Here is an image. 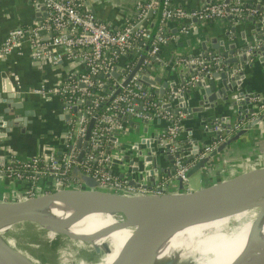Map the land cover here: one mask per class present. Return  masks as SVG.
<instances>
[{
	"label": "built area",
	"instance_id": "1",
	"mask_svg": "<svg viewBox=\"0 0 264 264\" xmlns=\"http://www.w3.org/2000/svg\"><path fill=\"white\" fill-rule=\"evenodd\" d=\"M31 1L43 4L45 17L40 22L34 21L8 29L0 42V57L10 52L21 54L22 43L25 41L29 46L30 58L38 60L45 57L54 63L62 59H77L82 63L83 70L67 76L60 86L45 88L41 85L33 89V92L40 95L48 93L60 97L66 127L59 152L52 150L27 158L12 156L0 163L1 175L28 182L24 190L15 194L16 199L61 187L81 188L83 184L71 176L73 165L94 178L103 189L116 194H158L164 187L162 182L170 177L178 178L180 187L189 190L186 171L194 159L186 160L189 152L181 149L184 142L180 136V126L185 116L183 107L186 104V90L194 87L197 81L210 78L212 72L220 71L226 72L227 83L232 80L236 87L243 79L242 64H247L251 58L243 62L227 63L225 57L213 52L176 55L172 62L181 68L182 79L169 82L160 93L154 91V88L160 87L154 86L156 82L150 85L139 81L140 73L146 71L150 61L164 66L158 52L163 44L172 39V34L164 27L168 19L178 22V33H185L189 22L193 20L204 22L225 19L234 24L248 16L254 19L260 17L256 21L259 32L253 34L256 35L254 42L231 54L238 56L242 52L250 54L253 49L264 47V13H260L254 4L241 0H204L191 8L177 5L172 0H139L135 5L134 18L124 21L118 28H111L87 9L84 0ZM155 9L159 10V18L151 33L145 20L148 11ZM129 50L132 51V57L128 60L127 56L131 54ZM141 53H144V58L138 71L122 84ZM152 68V65L148 67L149 76L153 74H150ZM113 71L117 72V76L111 74ZM117 88L118 91L111 96ZM237 97L235 95L232 98L234 101L245 99L241 101L243 103L236 104L239 112L229 128H226L227 120L217 116L203 122V128L211 132V135L209 141L200 147L197 157L203 156L223 142L230 132L250 120L260 115L262 120L258 124L264 120V97L261 94L245 92ZM105 101L94 118L87 139H84L89 118ZM166 102L170 105H165ZM149 118L161 122L153 135L158 148L171 156V173L146 188L130 184L127 178L109 171V167L118 146L116 135L123 129L124 122L127 119L139 121ZM227 129L228 133L225 132ZM78 138H81V143L76 146ZM41 176L48 177L49 182L39 188L35 180Z\"/></svg>",
	"mask_w": 264,
	"mask_h": 264
},
{
	"label": "crops",
	"instance_id": "2",
	"mask_svg": "<svg viewBox=\"0 0 264 264\" xmlns=\"http://www.w3.org/2000/svg\"><path fill=\"white\" fill-rule=\"evenodd\" d=\"M137 1L139 0H84V5L88 10H91L98 20L106 22L111 28H118L124 21L134 18ZM201 1L204 0H172L173 3L185 8L196 7ZM241 1L254 4L260 10V13H264V0ZM157 10L155 9L150 14H146L145 23L150 30L155 23ZM38 12L39 14L42 13L41 19L45 17L46 12L44 10ZM35 13V5L31 0H0V42L8 29L36 21ZM225 23L226 21L223 19L206 20L204 22L193 20L189 22V27L185 33H178L176 30L178 22L174 19L166 20L164 27L169 34H172V39L163 44L159 50V56L161 61L164 62V66L159 63L153 64L154 68L151 69L150 74L153 73L152 76L159 75L161 80L177 82L180 70L177 64L174 65L172 62L174 57L201 51L203 49L201 42H205L207 50H210L209 42L204 41V37L223 40L226 46L230 42L226 38ZM253 26L251 21L244 23L240 21L235 26L232 37L229 39L232 41L231 43L239 45L243 40V35L244 37L252 35V32H254ZM226 47V50L230 49L229 45ZM28 52L29 46L24 41L21 54L10 52L0 57V163L7 161L12 156L27 158L52 150L59 152L63 146L62 135L66 127L61 99L53 94H37L33 92V89L41 85L45 88L60 86L67 76L72 73L77 74L83 70L82 63L77 59H62L54 63L45 57L38 60L32 59ZM131 57L132 53L127 56V59L129 60ZM249 67L247 64L244 66L242 88L244 92H257L264 97V72L256 66L255 70H247ZM167 69H171L172 73H169ZM244 77H247V85H244ZM7 82L10 83L11 89L16 87L21 92L18 99L21 105L17 107L8 106L7 112H4L3 95L5 92L3 86ZM158 85L161 86V82H156L154 86ZM200 92L199 89H191L187 92V104L190 105V111L182 120L183 130L180 132V136L189 137L188 133H190L193 138H187L184 142L186 150L192 144L194 138L205 142L210 139V135L198 127L199 118L205 110H201V112L198 110L192 111V109L198 108L196 106ZM212 108L206 110L209 113L215 112L216 114L220 113L223 116H228L231 103L224 101ZM26 111L31 114H25ZM8 117L11 119L12 124L6 131L3 121ZM23 118L26 119L25 123L22 120ZM160 124L159 120L153 118L139 121L127 119L121 132L116 135L118 146L121 149L117 152V161L121 160L127 166L131 164L134 167L139 165L140 162H145L142 157L137 158V153L133 154L131 147L135 142L136 149L140 146V149L144 151L146 147L140 140L150 138L151 135L157 132ZM215 156L210 158L202 170L198 171L197 174L195 173L197 180L189 185L190 189L229 176L247 167L264 165V120L255 127H251L247 133L242 134L236 140L223 146ZM161 160L164 165L167 164L166 160ZM113 170L116 172L120 168L115 165ZM128 173H131L130 177L134 176V179L138 182L145 181L150 184V181L145 180L142 171L129 170ZM138 173L139 175H136ZM161 178L157 179L156 182L161 181ZM35 181L36 187L40 186L39 188H42L47 185L44 183H48L49 178L41 176ZM163 183V188L167 191H173L178 187L177 180L171 177ZM27 185L28 182L25 179L6 178L0 174V200L16 199L15 194L24 190Z\"/></svg>",
	"mask_w": 264,
	"mask_h": 264
},
{
	"label": "water",
	"instance_id": "3",
	"mask_svg": "<svg viewBox=\"0 0 264 264\" xmlns=\"http://www.w3.org/2000/svg\"><path fill=\"white\" fill-rule=\"evenodd\" d=\"M35 5V20L37 22L41 21V15L39 14V10H44L45 8L43 4L37 3ZM259 5V4H258ZM91 11V10H89ZM46 12V11H45ZM151 12L148 11V14ZM159 18V10H157L156 20L151 29V33L154 32V29L157 25ZM251 16H248L242 20L235 22L234 24L228 23L226 21L225 34L228 42H232L229 39L232 37V32L234 31L235 26L243 21H251L254 25V32L252 35L245 36L243 35V40L239 45H235L234 43H228L229 50H226V46L224 45L223 40H216L214 37H204V41L209 42V49L207 50L205 46V42H201V47L203 48L201 51H198L200 54H206L207 52L217 53L224 58V61L227 63H233L236 61L243 62L245 59H250L247 63L248 66H252L256 64L257 67H260L264 72V47L261 46L257 49H253L250 54L240 53L238 56H231L230 54L233 52H237L241 47L245 48L247 45L252 44L254 41L253 34L255 32H259L257 28V20ZM174 32V31H172ZM259 34V33H258ZM260 35V34H259ZM149 41V40H148ZM148 41L146 45L148 44ZM132 53L131 50L128 51ZM159 53V52H158ZM144 58V53H141L137 59L135 60L134 65L131 70L128 72L126 77L121 82L124 84L132 74L138 71L139 66ZM154 62L150 61L149 66H153ZM246 64H242V72L244 71V66ZM146 66V71L140 73L139 81L153 85L155 82H161V86L158 88H154L156 92H163V89L169 84L166 80H161L159 75L149 76L148 67ZM178 67V66H177ZM169 69V68H168ZM169 73H172V70H168ZM179 79L181 80V68ZM113 76H117V72H111ZM227 74L224 71L220 72H212L211 77L205 81H197L194 87L188 88L186 90V104L183 107L185 116L190 111V105L187 104V92L191 89H199L200 97L198 98L197 109H192V111H204L203 114L199 118L198 127L200 130L205 131L207 134L211 135V132L207 131L203 128L202 124L205 121H209L213 116H217L219 118H224L227 120L228 124L226 128H229V124L236 120V116L238 111V105L242 100L234 101L233 96H238L237 99L245 93L242 86V81L238 83L235 87L234 82L231 80L227 83ZM243 80V79H242ZM235 87V88H234ZM3 91L5 92L3 95V101L5 103V107L3 109L4 112H7L8 106H20L21 102H19V98L21 96V92L15 87L11 89L10 83L7 82L3 86ZM118 91V88L111 94L113 96ZM110 96V97H111ZM109 97V98H110ZM109 100V99H108ZM107 100V101H108ZM99 106V108L94 112L92 117L89 118L88 125L83 136L84 139H87L89 134V130L94 121V118L98 111H100L105 103ZM229 101L231 103V109L228 116H223L220 113H209L208 108L213 109L212 107L221 102ZM87 103V100H85ZM243 103V102H241ZM165 105H170L169 103H165ZM235 105V107H234ZM243 113V110H241ZM25 114H31L30 112H25ZM190 115V114H189ZM184 116V117H185ZM226 117V118H225ZM243 117V115H242ZM23 122H26V119H22ZM183 120V119H182ZM262 120L261 115L249 122L245 123V125L241 126L239 129L230 132L226 139L215 146L213 149L205 153L201 157H197V153L200 150V147L207 143L205 141L197 140V138L193 140L192 144L187 147L188 155L186 156V160L194 159L193 164L186 171V176L188 177L193 172H198L202 170L205 165L209 162L210 158L217 155L223 146H226L230 141L236 140L242 134L247 133V131L251 127H255L258 125L259 121ZM11 119L6 118L3 121V126H5V130L7 131L9 126H11ZM183 130V124L181 123L180 132ZM226 133L229 130H225ZM217 133V132H214ZM186 134V133H185ZM187 138H193L190 133H188ZM187 138L181 136L182 142H186ZM146 149L142 151L140 146L136 149L137 145L133 142V146L131 147L133 150V154L137 153L138 157H142V160L145 162H140L136 167L130 165H126L123 161H117V152L121 151L120 147L117 146L114 150L113 154V162L109 167V171L115 173L118 176L125 177L128 179L130 184L149 188L151 184L155 183L158 178L162 176H169L171 173V156L169 154H164L160 148L156 145V141L154 135H151L150 138L141 139L140 140ZM81 143V138L77 139L76 146H79ZM84 143V142H82ZM185 144L181 147V149H185ZM128 151V150H127ZM129 152V151H128ZM81 155V150L78 154V158ZM161 157V158H160ZM216 157V156H215ZM116 159V160H115ZM166 160L167 164L164 165L162 160ZM161 160V161H160ZM117 161V162H116ZM118 165L120 170L114 171V166ZM166 166V167H163ZM163 167V168H162ZM129 170L132 171H142V174L145 175V180L150 181V184H147L145 181L138 182V180L134 179V176L130 177L131 173H128ZM71 176H73L78 182H81L83 186L81 188L75 187H61L54 190H50L47 192H42L39 194L26 196L24 198L14 199V200H0V222L5 219L12 217H20L23 221L32 222L35 224L42 225L45 224L44 221L37 220L35 218L29 217V213L35 209L44 208L50 201L59 199L63 196H68L76 199H90L94 204L83 206L88 208L89 210L99 211V212H111L116 215H119L121 220H125L129 215H135L138 217V221L135 223L134 228L130 232V234L126 237L123 242L118 257L115 261V264H145L142 256L143 250L147 246V244L158 234L166 230L167 228L181 223V221L193 218L195 216H199L206 213H211L217 210H222L228 207H236V206H250L257 202H260V198L264 196V165L253 166L244 168L236 173H233L229 176L223 177L221 179L202 184L198 187L183 190L180 186V181L178 178L176 179L178 182V187L173 189V191H167L164 188L161 189V192L158 194H144V195H153L158 198L151 203L145 204L140 203L133 207H126L125 205H114L110 204L106 201L96 200L95 198H91L90 193L92 192H101L108 193L115 196H127L122 194H116L110 191L103 189L100 184L88 174L83 173L77 165H73L71 168ZM136 175H139L136 174ZM80 201V200H78ZM82 204L85 202L80 201ZM22 221V220H20ZM45 229V228H44ZM55 233L64 234L69 238L64 232L56 231ZM93 250L98 252L97 246H93ZM12 254L21 255L22 261L33 264L35 262L32 258H30L25 253L18 251L13 247V245H9L5 237L0 236V264H21L15 258H12ZM264 261V256L257 254L252 256L247 262L248 264H258Z\"/></svg>",
	"mask_w": 264,
	"mask_h": 264
},
{
	"label": "bare ground",
	"instance_id": "4",
	"mask_svg": "<svg viewBox=\"0 0 264 264\" xmlns=\"http://www.w3.org/2000/svg\"><path fill=\"white\" fill-rule=\"evenodd\" d=\"M90 195L96 200L126 207L148 204L158 198L144 194L115 196L101 192H92ZM259 200L250 206L228 207L195 216L167 228L156 235L143 250L144 263L248 264L252 256H264V196ZM91 204L94 203L90 199L63 196L50 201L44 208L31 211L28 216L44 221L42 226L49 236L61 231L69 239L97 246L94 264H115L120 248L138 217L129 215L121 220L114 213L83 207ZM20 220L23 219L12 217L0 222V236L4 237L7 230ZM7 242L12 246L11 241ZM12 258L21 264H29L22 261L20 254H12ZM258 264H264V261Z\"/></svg>",
	"mask_w": 264,
	"mask_h": 264
},
{
	"label": "rangeland",
	"instance_id": "5",
	"mask_svg": "<svg viewBox=\"0 0 264 264\" xmlns=\"http://www.w3.org/2000/svg\"><path fill=\"white\" fill-rule=\"evenodd\" d=\"M255 66L256 64L247 70H255ZM246 79L247 77H244V85L247 82ZM196 174L193 172L187 177L188 185L195 183ZM4 237L12 242L15 249L25 253L38 264H78L79 262L94 264L96 261L97 252L93 250L91 244L69 239L61 233H53L49 236L44 228L32 222L22 220L15 223L7 230ZM52 240H56L54 246H52ZM105 252L107 253L106 250Z\"/></svg>",
	"mask_w": 264,
	"mask_h": 264
},
{
	"label": "trees",
	"instance_id": "6",
	"mask_svg": "<svg viewBox=\"0 0 264 264\" xmlns=\"http://www.w3.org/2000/svg\"><path fill=\"white\" fill-rule=\"evenodd\" d=\"M51 243H52V246H54V244L56 243V240H52Z\"/></svg>",
	"mask_w": 264,
	"mask_h": 264
}]
</instances>
